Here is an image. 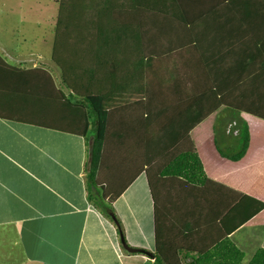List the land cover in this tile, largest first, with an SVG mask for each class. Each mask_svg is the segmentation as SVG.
<instances>
[{"label": "crops", "instance_id": "0c3cea01", "mask_svg": "<svg viewBox=\"0 0 264 264\" xmlns=\"http://www.w3.org/2000/svg\"><path fill=\"white\" fill-rule=\"evenodd\" d=\"M187 1L188 9L193 11L189 10L192 25L199 20L205 23L210 16L211 27L219 21L217 34L223 29L232 33L228 15L232 11L226 9L256 6L261 8L256 9L261 19L264 14V0ZM95 4L96 9H156L162 14L177 15L180 22V26L167 25L163 45L156 50L151 43L147 53L139 50V32L128 31L129 26L138 30V17L133 27L129 25L134 23L131 11L121 16L126 22H109L102 15L98 34L89 31L95 50H99L91 58L92 94L101 97L102 109L109 113L96 186L116 196L111 205L119 217L126 245L148 254L128 253L116 224L96 206L99 195L90 191L86 179L92 140L85 131L83 116H73L71 105L70 112L63 108L52 115L44 102L40 107L34 104L39 90L54 94L55 90L36 70L47 54L34 53L33 47H52L56 37H47V32H40L43 24L28 23L26 16L20 18L19 6L12 7L11 2L3 0L0 12L7 13L8 19L5 17L7 26L0 35V264H154L155 206L161 216V240L172 247L174 257L181 262L180 251L197 257L212 252L216 243L225 238L219 228L220 217L238 200L249 198L264 204V120L252 116L245 115L254 125L248 129L253 133L249 137L248 133L204 134L206 127L215 130L213 117V121L206 118L195 124L178 142L184 150H195L207 177L204 186L156 175V167L169 154L164 151L160 155V151L157 157L154 152V144L166 134L162 130L165 128L156 134L160 132L156 130V115L161 113L154 112L157 101L166 103L168 110L173 108L175 118L180 117L185 112L187 93L181 92L178 81L187 73L197 79L198 72H204L200 67L192 72L187 67L186 54L180 65L176 61L178 66L169 69L156 61L160 49L164 54L174 42L186 43L189 25L176 0H96ZM223 14L228 21H222L220 27ZM262 50L264 55V47ZM51 56L49 52V60ZM261 59L264 61V56ZM163 74L178 79V84L171 83L168 89L174 93L171 102L153 87L154 79ZM55 98L59 99L56 94ZM44 113L49 120L27 118V114H40L42 118ZM257 122L263 123V132L258 131ZM166 135L161 141L169 146L170 135L164 139ZM147 146L152 147L151 154ZM148 173L156 199L148 185ZM129 198L142 202L140 218L144 217L146 226L136 225V220L129 221L130 228L126 226L123 205L129 203ZM220 204L226 205L221 214ZM226 238L240 253V264H248L257 252L264 251V209Z\"/></svg>", "mask_w": 264, "mask_h": 264}, {"label": "rangeland", "instance_id": "374dc122", "mask_svg": "<svg viewBox=\"0 0 264 264\" xmlns=\"http://www.w3.org/2000/svg\"><path fill=\"white\" fill-rule=\"evenodd\" d=\"M77 1H78L77 5H82L83 7L84 6L85 7L83 8V11L81 12L83 16L82 19L78 18L77 25L75 26H72L75 23L73 22L71 18L70 20L67 18H63V21L67 22L68 24H65V23L60 24L62 15H65V13L67 15V11L63 12V14L60 13L59 15V5L57 3L55 4L54 0H21V3L19 5H18V0H7V3L11 2L12 7L19 6L20 10L22 9L21 11L23 12V13L21 12L20 18H23L24 16H26V20L28 21V23L37 22V23L43 24L44 27L40 30V32H47V35H46L47 37L50 36L51 39L53 38V36L54 37L57 36L58 38L62 37L61 38L62 43L66 42L70 44V47H71L70 49L75 50L70 53V67L71 68L76 67V71L79 69H82L86 65V64L77 65L75 63L76 61L87 62L91 60L90 58H93L94 52L97 53L99 51L97 49L95 50L93 38L88 36V32L91 27L90 29L91 33H93V31L95 30L94 32L98 34V32L101 29L99 27L100 24L98 21L100 20V16L102 15L103 16L106 15L105 17L107 20H109V22L111 21L113 23H118L120 20H123V22H126L123 17L126 16L127 14L126 11H131V13H133L134 23L129 24V25H132V27L136 24V18L138 17V30L136 29L134 30V28L131 29V26H129L128 31L130 34L134 33V31L139 32L140 39L138 37V41H137L139 44V50L141 51L142 49L146 53L148 49L151 50L152 48L151 43L155 45L156 50L160 47V44L163 45L164 43L163 37L165 38V36L168 34V31L165 29L167 25L174 24L176 26H180V22L176 18L177 15L171 16L168 12H166L165 14H162L156 11V9H134L133 11L131 9H96L92 11V14H91L89 10H84V9H91V6H93V3H91V1L89 0H77ZM94 2L96 3V0ZM72 6H73V3H72ZM2 9H3V0H0V10ZM23 9L25 10V12ZM256 9H261V8L255 6L254 9H244L240 11V15L236 13L238 12V9H236V12H228L229 17L231 18V25L233 26L232 33L230 29L228 30L223 29L219 32V34H217L216 32L217 30H215V28L217 27L219 21L216 20L213 27H211L210 26V23H211L210 16H208L205 19V21H207L205 23H203L202 20H199L196 22L194 21L193 25L191 21L187 22L189 27L188 28L186 27V30H185L186 43L185 41L183 42L181 40L176 41L170 47L167 48L168 52H167V49L164 50L165 52L164 54H162L163 50L160 49L161 54H158L159 56L157 57L158 59H156V61L160 60L157 62L158 65L159 66L161 65L162 67L165 66L167 67L165 69H169V68L178 66V63L176 61H178L180 65V60H182V55L186 54L187 55L186 56L187 67H189V69L194 73L197 71V69H199V67L204 72H198V75L200 77H198L197 79L195 78L193 79L189 77V75L192 73H187V76L186 75L183 76L184 78H181L180 81H178V79L176 78L172 79L174 76H168L169 74L167 75L163 74L164 76H160L158 79H154V83H153V87H155L154 90L156 89V91L161 92L163 94V97L168 102L172 101L173 94H174L168 91V89H170L169 87H171L173 84L174 85L178 84V82L181 83L179 86L181 89V92H183L184 95L187 93L186 96L195 94L197 91L202 92L206 88L205 86H208V85L209 86L207 87V90H210L211 92L213 88L215 87L219 88V87L225 86L227 87V93L229 94L233 93L234 89H237L239 87L238 81H236V83L238 84L236 86H235V83L233 85L227 86L225 80L226 79L228 80L230 77L233 79L234 77L232 76L238 73L237 70H234V61L232 60V58H230L229 60H227V63L220 64L224 66L221 69H218L216 65H218L219 63L221 53L222 54L225 53L227 55L230 51H232V49H234V44H238V47H239V45L243 43L244 39L247 38L249 34V32L247 33L245 31H248V30L250 31L251 29H255L258 31V39H257V48L259 46L258 54L253 55L254 60L258 61V63L254 62L255 66H257L259 63L260 64L262 63L263 60L261 59V57L264 56L262 53L263 52L262 49L264 47V28H262L261 26L263 24V27H264V14L262 15V19H261L259 17V11ZM221 11L225 12L224 10H221ZM188 15H189V12H188ZM5 17H7V13L0 12V35L1 34L4 35L5 33L4 28L7 26V21H5ZM115 17H117L118 19H116ZM84 19H89L86 24L83 23ZM126 20L128 19L126 18ZM260 22L262 23L260 24ZM63 25H66L68 27L67 31L65 30V27H62ZM53 27L55 30L50 29ZM72 31H74L75 39L74 37L70 36V32ZM235 31H238L242 35V37L238 36ZM51 32H52V35H50ZM176 32L178 31L176 30ZM234 33L237 36V40L241 42V44L234 42L233 40L234 36L232 35ZM76 36H79V38ZM134 37L137 40V34L134 35ZM67 38H69L70 41ZM140 42H141V45H140ZM53 47L54 45L51 47L50 45L46 44V45H40L36 48L35 47L33 48L35 49L34 53L37 52V54L40 53L45 56L47 54L46 59L44 58L42 60L43 64L45 65V68L43 69L47 72V74L44 73V77L46 78L45 80L47 81L48 80L51 81L52 79V82H54L53 84L54 88H52V90L53 89L55 90V94L58 96L59 99L55 98V94L53 91L50 92V90H48L46 92L45 91L43 92L42 90H39L38 95L34 98V104L40 107L41 104L44 102L45 107L47 106V108L50 111H53L51 112L52 115L57 114L59 110L63 108H66L68 112H70V105H71V108H72L71 111L73 113V116L82 118V116H84V113H81L82 110L76 104L77 100H75V98H72L71 96L68 97L69 93H71L70 89H68L67 86H64L62 84L61 79L58 77L59 73L57 72V70L54 68L53 64H51L49 60V52L50 54H52ZM217 48H218V51H217ZM60 55H63V59H65V62L67 63L69 56L67 54H60ZM93 61H92V64H93ZM47 67L52 72H50V70H46ZM249 71L252 74L250 76L251 79L255 80L256 84L260 83V77L262 78V81H264V78H263L264 71L261 72L260 69H256L254 67H251ZM67 72H69V69L67 70ZM153 72H156V70H152L151 73ZM71 73L72 72L70 69V72H69L70 76H71ZM48 75L50 76L51 79H49ZM222 75H223V79H217V76H222ZM203 80L204 82H207L208 84L207 83L204 84V82L202 83ZM82 81L84 82L79 84V89H78L80 92L78 93L72 92V93L77 94L76 96H79L80 93L86 94L87 92L85 91L89 90V85H90V91L91 93H93L92 86H94V80L91 79V81L85 82L86 80L82 79ZM194 85L196 87V91L194 89ZM263 91H264V85H263ZM61 92L64 94L65 97H67L65 98V100H62L61 94H60ZM42 99H44V101ZM157 103L158 104H156L157 107H155L154 112L159 111L163 113V116L166 117V113H164L166 110H168L165 107L166 103H162V101L160 104H159V101H157ZM261 103L264 106V101H261ZM249 104L253 105L251 102H249ZM262 105L260 104L255 105V107L251 109V111L262 114V112H264ZM45 107H44V111H45ZM213 117L215 118V121H216V123L212 124L214 125L215 130H212V127H206L207 129L206 131H204V134L214 132V133H219V134L228 133V134H234V135L239 136L240 134L248 133V135H246L248 137L251 134H253L252 131H248V129L254 128V125L247 123L246 121L247 118H245L244 116L243 117L239 116L236 111H232L224 107H219L218 110L214 111L208 118L210 119V121H213ZM27 118L39 119V121H43L45 119L49 120L48 116L47 115L45 116V113L42 118L40 114H36V115L27 114ZM257 125H258V131L263 132V126H260V125H263V123H258ZM203 126H205V124H203ZM91 128H92V125L89 124V129L87 130L88 134H90L89 130H91ZM169 132L170 130L168 128L167 133H166L167 135L165 134L166 137L164 139H169ZM165 135L160 137L159 141H156V145L154 144L155 153H158L156 152V149L159 150L160 146L161 148H163L166 145H168V142L161 141ZM147 147H148L149 154H151L152 147L150 146H147ZM98 191L101 194L103 193V189L101 188H98ZM139 199H142V198L139 196ZM129 200H130L129 203L126 206L123 205L124 211H125V208L127 211V213H125L124 215V218L126 220V226L130 228L129 221L131 222L133 220H136L135 222L136 225L140 227L146 226V221H144V217L140 218V213H142V202L141 201L138 202L137 198L136 199L129 198ZM112 208L114 211V215L117 218L118 216L116 215L115 207L112 206ZM138 216L140 218L139 220H138ZM104 217H106L108 220L110 219L109 221H113L112 218L110 217H107L105 215Z\"/></svg>", "mask_w": 264, "mask_h": 264}, {"label": "trees", "instance_id": "16d2710c", "mask_svg": "<svg viewBox=\"0 0 264 264\" xmlns=\"http://www.w3.org/2000/svg\"><path fill=\"white\" fill-rule=\"evenodd\" d=\"M89 1L93 3V6H91V9H84V10H89V12H91L92 14V11L96 10V4L94 2L95 0L94 1L89 0ZM73 2L78 3L77 0L57 1V4L59 5V15L60 13L63 14V12L67 11V15L65 13L66 16L62 15L60 24L63 23L68 24L67 22L63 21V18H67L69 20L71 18L75 23L72 26H75L77 25V19L78 18L82 19L83 16L81 12L83 11V8L85 6L83 7L82 5H77L76 3V7L73 8L71 7ZM217 2L224 3L226 1L217 0ZM176 3L181 13L185 17L186 21L189 22V15H188L189 2L187 0H176ZM242 10L244 9L241 10L238 9V12H236V9H226V11L236 12L239 15H240V11ZM88 20L89 19H84L83 23L86 24ZM222 21H228L225 14H223V16L220 18V24H219L220 27L222 26ZM62 27H65V30L67 31L68 27L66 25H63ZM235 32L237 33L238 36L242 37V35L238 31ZM245 32L247 33L249 32V34L247 38L244 39L242 44L237 40L236 34L235 33L233 34L234 42L239 43L241 45H239L238 47V44H234V49H232V51H230L227 55L225 53L223 54L221 53L219 63L218 65H216L218 69H221L224 66L220 64L227 63V60H229L230 58H232V60L234 61V70H237L238 73L232 76L234 77L233 79L229 76L230 78L228 80L227 79L225 80L227 86L233 85L234 83L236 86L238 85L236 81H238L239 87L237 89H234L233 93L230 94L227 93V87L225 86L219 88L215 87L211 92L210 90H207V87L209 86L208 85L205 86L206 88L202 92L197 91L196 95L194 94L187 95L186 98L187 103L184 105L185 112L181 111L182 115L180 114L181 115L180 117L178 118L174 117L175 110L173 108L170 110H166L164 112L166 113V117L163 116V113H159L158 115H156V130L160 131L156 134H160L162 132L161 131L162 128H165L162 130L166 131L167 133V129L169 128L170 143H171L169 146L166 145L164 149H162L161 146L159 150L156 149L157 150L156 152H158L156 153V156L159 154L160 151H161L160 155L163 154L164 151L169 152L168 156H164L163 164L159 167H156V171H157L156 175L158 177L160 178L171 177V178L180 179L186 182L187 184L196 187L204 186L205 182L207 181V177L204 173L203 166L195 150L194 149L184 150L183 148H181L178 142L182 140L186 135H188L190 130L195 126V124H199L200 122L208 118L214 111L218 110L219 107H224L232 111H236L239 116L242 117L244 116L245 118H247L246 121L247 123L250 124H252L253 120H251V118H249L248 116H252L254 118L264 120V112H262V114H259L257 112L251 111V109H253L255 105L258 104L262 105L261 101H264V91H263L264 81H262V78L260 77V83L256 84L255 80L251 79L250 76L252 74L249 71L251 67L260 69L261 72L264 71V61H262L261 64L259 63L257 66H255L254 63V62L258 63L257 60H254V56H253L258 54V48H257L258 31L255 29H251L250 31L248 30ZM70 36L75 38L74 31L70 32ZM88 36H89V32H88ZM76 37L79 38V36ZM61 38H58L56 36L55 39L56 42H54V47L52 49V56L50 62L51 64H53L54 68L59 73L58 77L61 79L62 84L64 86H67L68 89H70L71 93H69L68 97L71 96L72 98H75V100H77L76 104L82 110L81 113H84L83 119L85 120L86 123L85 131L87 132V130L89 129V124L92 125L91 130H89L90 134H88L87 132L88 138L90 137V139L92 140L91 150H90L91 159L88 165L87 177H86L87 184L89 186L90 191L91 190L96 191L99 195L100 203L99 200H97L98 201L96 203L97 208L100 209V212L103 215L112 218V220L115 222L117 226L118 229L117 231L119 235L123 237L121 224L119 220L115 217L111 205L112 201L116 198V196L109 195L103 187H101V189H103V193L101 194L98 191L99 187L96 186V175L100 167L99 165L100 155L105 141L109 113H107L102 109L101 97L93 95L91 93L89 84H88L89 90L85 91L87 92L86 94L80 93L79 96H76L77 94L72 93V92H76V93L80 92L78 89H79V84L84 82L82 81V79H85L86 80L85 82L91 81L92 60H89L87 62L76 61L75 63L77 65L86 64L82 69H79L77 71H76V67L71 68L70 53L75 50L70 49L71 48L70 44L66 42L62 43ZM67 39L69 40V38ZM60 54H67L69 56L67 63L65 62V59H63V55ZM39 64L40 66H38L36 70L40 71L43 74L44 73L47 74V72L43 69L45 68L43 62L39 61ZM68 69L69 72L71 69L72 72L71 76L69 72H67ZM46 70H50V69H48L47 67ZM50 72L52 71L50 70ZM48 77L49 79H51L49 75ZM217 79H223V75L217 76ZM203 82L204 80L202 81V83ZM206 83L207 82H204V84ZM50 84L52 86L51 88H54L53 87L54 82H52V79L50 81ZM60 94L63 100L67 98L64 96L62 92ZM249 102H251L253 105H250ZM262 107L264 109L263 105ZM183 115L185 117V120H183ZM172 149H174V151ZM147 179H148V185L150 191L152 193V197L156 199L154 189L151 183V175H149V173L147 175ZM91 197H92L91 200L95 202L96 199L94 200L92 195ZM154 203H156L155 200ZM224 206L226 205L220 204L219 208H222L221 210H219L220 214L222 210L223 211L226 210V207ZM231 206L232 207H229L226 210V212L220 217L219 220V228L224 232L223 237L225 238L221 239L216 243V245L213 247L212 252H209L207 254H199L197 257L192 256L190 255V253H187L185 251H180L179 254L181 257L182 264H240V261L242 259L240 258V253L228 241L226 236L231 232H233L234 230H236L237 228H239L240 226H242L243 224H245L246 222H248L256 214L261 212L264 209V204L246 198L245 200L242 199L238 200L234 205ZM159 221H161L160 211L157 208V206H155L154 208L155 251L152 254L154 264H181L180 259L178 260L176 257H174L175 254L172 251V247L165 245L163 240H161ZM248 264H264V251L257 252Z\"/></svg>", "mask_w": 264, "mask_h": 264}, {"label": "water", "instance_id": "95a60500", "mask_svg": "<svg viewBox=\"0 0 264 264\" xmlns=\"http://www.w3.org/2000/svg\"><path fill=\"white\" fill-rule=\"evenodd\" d=\"M120 239H121V242H122V246L123 248L128 252V253H146L142 250H137V249H132L130 247H128L123 239V237L120 235ZM148 254V253H146Z\"/></svg>", "mask_w": 264, "mask_h": 264}]
</instances>
